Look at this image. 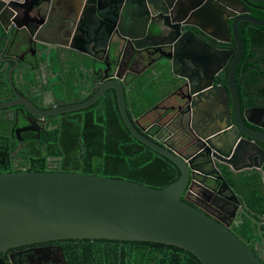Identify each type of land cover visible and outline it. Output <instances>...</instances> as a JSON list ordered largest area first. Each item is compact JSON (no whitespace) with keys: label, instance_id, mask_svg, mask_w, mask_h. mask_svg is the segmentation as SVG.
I'll use <instances>...</instances> for the list:
<instances>
[{"label":"water","instance_id":"95a60500","mask_svg":"<svg viewBox=\"0 0 264 264\" xmlns=\"http://www.w3.org/2000/svg\"><path fill=\"white\" fill-rule=\"evenodd\" d=\"M48 1L0 0V27L4 31L11 27V30L14 29V34L22 30L19 46L39 40L36 45L44 46L41 52L45 54L46 61L49 59L51 50L57 51L58 57L57 48L63 46L76 51L80 62L86 58L99 63L101 59L96 60L90 51L84 50L86 31L82 27V22L79 21L78 25L71 23L66 28L62 25L60 18L56 15L50 17L49 12H45L44 17H39V20L38 16L31 14L30 11L33 8L40 10V3H48ZM120 1H122L120 4L122 5L120 12L122 27L116 38L108 37L106 43L113 50L115 46L123 42L125 46L129 44L133 48V53H136L139 47L133 42L141 39L145 33L148 27V20L145 21V18L148 17L149 10L154 16H161L168 10L164 7L163 0ZM165 1L168 7L176 8L177 6L179 10L185 11V14L189 13L196 20L182 22L181 18L174 17L176 22L192 26L184 32L186 34H183L180 41L184 48L185 45H189L192 51V53H186L184 57L191 59L202 69V82L195 90H191L186 98L189 102L190 127L193 134L198 140L209 145L207 149L211 150L212 156L217 161L219 159L228 161L230 150L235 149L230 146H233L241 135L264 143V132L252 130L241 121L239 97L233 84L234 69L242 49L237 30V20L240 18L232 20L229 25L226 18L230 13L222 19L221 15L217 16L215 11L214 16L218 19L213 18L209 9L212 7L208 3L203 4L202 0H197L187 7L183 6L185 8H182L175 0ZM214 1L228 12L235 11L234 5L239 2L238 0ZM27 2H29L28 5H25ZM55 4V0H52L49 10ZM14 5L24 8V11L21 18L11 21L9 16L11 7ZM47 8L43 10L46 11ZM106 8L107 6H104L99 11ZM96 15L98 18V13ZM242 18L256 25L264 24L250 17ZM31 22L38 26L28 28ZM210 26L213 29L212 32L207 29ZM193 27L216 40L217 46L220 45V38L215 36L214 31L224 32L229 37H234L237 47L230 62L228 80L225 83L222 84L218 80L214 83L213 75L222 64L225 65L231 51L216 50L207 39L196 35L192 31ZM41 29L49 33L53 39H35L36 33ZM61 37L67 41L61 40ZM75 41L79 43L76 47ZM87 42L90 44L92 40L88 38ZM221 46L225 45L221 44ZM90 49H95L93 44ZM102 52L106 55L105 49ZM116 55L117 58L113 61L118 66L122 61V55L121 52ZM166 57L167 64H172V56ZM108 58H110V51L107 52L105 61L102 60L105 67L108 66L106 62ZM89 70H92V67ZM104 71L106 72V69ZM106 77L108 76L104 75L103 79L99 77L103 85L91 97L74 104L44 110L38 108L29 99L20 97L18 102L33 114L32 117L27 118L30 125L21 128L20 131L26 129L39 131L36 117L41 116L45 119L60 112L89 106L103 95L106 88H113L119 113L130 134L176 164L180 171L179 176L167 185L156 188L122 178L79 171L19 169L0 172V252L17 246L59 239L144 240L177 245L194 254L202 264H264L260 255L256 254L228 226L181 199L188 187L194 166L188 157L168 149L158 136L150 137L136 121L130 119L123 79L118 76L107 83L103 82ZM257 148L264 160V148ZM18 149L19 145L16 150ZM231 168L239 169L233 165ZM218 180H222L221 177H218ZM59 251L63 254L60 247ZM37 254L38 251L34 250L31 258L38 259ZM20 255L26 260L27 256L24 252ZM0 264H5L1 258Z\"/></svg>","mask_w":264,"mask_h":264},{"label":"flooded vegetation","instance_id":"af4514ba","mask_svg":"<svg viewBox=\"0 0 264 264\" xmlns=\"http://www.w3.org/2000/svg\"><path fill=\"white\" fill-rule=\"evenodd\" d=\"M119 1L55 0V6L49 10L50 2H52L49 0L48 3H40V10L33 8L30 11L35 17L38 16V20L39 17H44L45 12H49L50 17L56 15L66 28L71 23L78 25L79 21L82 22V27L86 31L84 33V50L90 51L96 60L101 59L99 63L86 58L80 62L76 51L69 47L63 48L61 45H56L57 47L61 46V48H57L58 57L57 51L51 50L49 59L46 61L45 54L41 52L44 46L40 45L38 48L36 45L39 40L19 46L23 31L18 30L14 34V29L11 30V27L5 31L0 27V35H2L0 36V121L9 124L8 134L16 140V146L9 152L7 158L4 152L0 151V164L9 165L12 170L28 169L30 164H22L25 159L20 155V152L27 143L29 144L30 140L27 137L30 134H36L38 137L41 132H47L55 127L54 122H58L63 114L78 110L83 112L84 109L92 107L105 95L114 94L116 97V93L113 88H106L103 95L89 106L60 112L45 119L41 116L36 117L39 131L28 129L20 131L21 128L30 125L27 118L33 115L18 102L20 97L29 99L38 108L44 110L56 108L82 102L91 97L103 85L99 81L100 76L102 79L104 75L108 76L103 81L107 83L120 76L124 82L126 105H129L132 95L140 87L139 79L145 75L146 78L153 75L156 79V84L153 85H158L157 87L161 88L157 93V101L140 116L135 118L133 116L134 120L150 137L158 136L168 149L189 158L194 170L186 192H184V198L189 200L193 206L228 226L264 261V216H259L256 211L260 206L249 207L243 202V190L241 192L235 189L222 172V169L226 168L233 173L246 172L250 174L251 182L259 177L264 186V160L257 148H264V143L241 135L240 139L230 146L235 149L230 150L228 161L220 159L217 161L212 156L211 150L207 149L209 145L198 140L190 127L191 115L189 102L186 98L191 90H195L202 82V69L191 59L184 57L186 53L189 54L192 51L189 45H185L184 48L180 40L183 38V34H186L184 32L192 28L191 25H184L182 22L185 20L196 21L195 18L189 13L185 14V11L179 10L177 6L176 8L168 7L166 1L163 0L164 7L168 12L161 16H154L149 10V15L145 18V21L148 20V27L141 39L133 42L139 47L136 53H133V48L129 44L125 46L123 42L119 46L113 47L112 50L106 41L108 37L116 38L122 27L120 25L122 24L120 21L122 1ZM195 1L197 0H175L182 8ZM238 1L234 5L235 11L232 12L224 11L225 8L214 0H202V3H208L212 7L209 9L213 18L218 19L214 16L215 11L217 13L215 14L221 15L222 19H225L226 15L230 13L226 18L229 25L232 20L240 18L237 20V30L242 49L234 69L233 81L239 97V115L241 121L250 129L264 132V24L256 25L242 18L246 16L264 22V0ZM104 6H107L106 10L99 11ZM44 8L47 10L44 11ZM23 11L24 8L20 6H12L9 20L21 18ZM174 17L181 18L182 22H176ZM38 22L40 23V21ZM36 26L38 25L31 22L28 28H36ZM207 29L213 31L211 26ZM192 31L207 39L216 50L231 51L225 65L222 64L213 75L214 83L217 80L222 84L225 83L228 80L230 62L237 47L234 37H229L224 32L214 31L215 36L220 38V45L217 46L216 40L206 36L200 29L193 27ZM88 38L92 40L90 44L87 42ZM35 39L49 40L53 38L41 29L36 33ZM60 39L67 41L62 37ZM227 39L230 40L227 41ZM77 44L79 43L75 41L74 46L76 47ZM92 44L95 49L91 50ZM104 49L106 55L110 51L106 67L103 64L106 56L102 52ZM120 52L122 61L116 66L113 60ZM168 55L173 58L170 65L166 60ZM132 57H134L133 61ZM91 67L92 70H89ZM166 73H169L172 80L165 77ZM250 76H253L254 79H250ZM37 77L38 79H36ZM46 79H49V87L45 86L44 80ZM144 84L142 89L147 90L152 83L146 81ZM10 102L13 104L8 105L7 103ZM18 145L19 149L16 150ZM56 163L55 156L48 158L47 169H57ZM228 163L239 169L233 170ZM217 176L222 180H218ZM246 188H248L247 185ZM247 219L252 223L251 227L255 229L251 230L249 234L245 226ZM59 247L63 254L59 251ZM33 249L38 251L36 260L31 258ZM23 252L27 256L26 260L21 258L20 254ZM0 258L5 264H67L62 246L50 241L10 248L0 252Z\"/></svg>","mask_w":264,"mask_h":264},{"label":"trees","instance_id":"16d2710c","mask_svg":"<svg viewBox=\"0 0 264 264\" xmlns=\"http://www.w3.org/2000/svg\"><path fill=\"white\" fill-rule=\"evenodd\" d=\"M165 77L171 79L169 73ZM250 79L254 77L250 76ZM146 81L152 83L147 90L142 89ZM138 84L140 87L132 95L127 108L132 121L155 104L158 97L154 94L149 96L150 93L157 94L159 88L153 85L156 84L153 75L141 77ZM54 124L55 127L41 132L38 137L36 134L27 137L29 144L21 149L20 155L25 159L22 164H30L28 170H46L48 158L55 156L58 170L122 178L156 188L167 185L180 174L176 164L130 134L114 94L105 95L83 112L65 113ZM8 129L9 124L0 121V151L6 158L16 146V140L9 136ZM5 165L0 164V172L12 171L9 165ZM222 172L235 189L243 190V202L249 207L260 206L256 211L259 216H264V186L259 177L251 182L250 174L246 172L233 173L227 168ZM181 199L190 203L184 198V193ZM246 223L249 234L255 229L248 219ZM50 242L62 246L67 264H202L191 252L161 242L109 239H59Z\"/></svg>","mask_w":264,"mask_h":264},{"label":"crops","instance_id":"0c3cea01","mask_svg":"<svg viewBox=\"0 0 264 264\" xmlns=\"http://www.w3.org/2000/svg\"><path fill=\"white\" fill-rule=\"evenodd\" d=\"M36 79H38V77H37ZM42 81H43V80H42ZM44 82H45V86L49 87V85H48V84H49V79L44 80ZM47 87H46V88H47ZM160 89H161V88H158V92L160 91ZM153 94H154L155 96L157 95V94H155V93H150L149 96H151V95H153ZM154 95H153V96H154ZM73 97H74V96H73Z\"/></svg>","mask_w":264,"mask_h":264}]
</instances>
